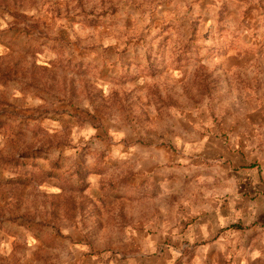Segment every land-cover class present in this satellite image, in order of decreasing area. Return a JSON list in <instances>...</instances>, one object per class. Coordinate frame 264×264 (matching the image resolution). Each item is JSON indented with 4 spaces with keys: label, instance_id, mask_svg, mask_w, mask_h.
I'll use <instances>...</instances> for the list:
<instances>
[{
    "label": "rangeland",
    "instance_id": "1",
    "mask_svg": "<svg viewBox=\"0 0 264 264\" xmlns=\"http://www.w3.org/2000/svg\"><path fill=\"white\" fill-rule=\"evenodd\" d=\"M0 264H264V0H0Z\"/></svg>",
    "mask_w": 264,
    "mask_h": 264
},
{
    "label": "trees",
    "instance_id": "2",
    "mask_svg": "<svg viewBox=\"0 0 264 264\" xmlns=\"http://www.w3.org/2000/svg\"><path fill=\"white\" fill-rule=\"evenodd\" d=\"M236 228H238V226Z\"/></svg>",
    "mask_w": 264,
    "mask_h": 264
}]
</instances>
